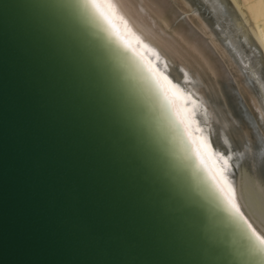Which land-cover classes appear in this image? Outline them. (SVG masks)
I'll return each instance as SVG.
<instances>
[{
    "label": "water",
    "instance_id": "obj_1",
    "mask_svg": "<svg viewBox=\"0 0 264 264\" xmlns=\"http://www.w3.org/2000/svg\"><path fill=\"white\" fill-rule=\"evenodd\" d=\"M115 56L75 0H0V264H256Z\"/></svg>",
    "mask_w": 264,
    "mask_h": 264
},
{
    "label": "bare ground",
    "instance_id": "obj_2",
    "mask_svg": "<svg viewBox=\"0 0 264 264\" xmlns=\"http://www.w3.org/2000/svg\"><path fill=\"white\" fill-rule=\"evenodd\" d=\"M108 2L111 22L75 0L199 192L264 264L252 235L264 237V0Z\"/></svg>",
    "mask_w": 264,
    "mask_h": 264
},
{
    "label": "snow or ice",
    "instance_id": "obj_3",
    "mask_svg": "<svg viewBox=\"0 0 264 264\" xmlns=\"http://www.w3.org/2000/svg\"><path fill=\"white\" fill-rule=\"evenodd\" d=\"M90 4L92 8L105 20H108L111 22V18L114 15V10L112 9V5L108 2V0H90ZM197 154L200 155V150L197 149ZM202 162L203 158L201 157ZM229 202L231 203L232 207L239 212V209L231 197V189H229ZM249 228L251 229V225H249ZM252 235L255 238V241L258 242L260 247L264 249V237L257 234L254 230L252 231Z\"/></svg>",
    "mask_w": 264,
    "mask_h": 264
}]
</instances>
